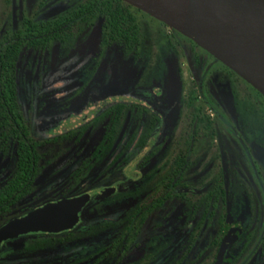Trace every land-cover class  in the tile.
I'll list each match as a JSON object with an SVG mask.
<instances>
[{
    "label": "flooded vegetation",
    "instance_id": "1",
    "mask_svg": "<svg viewBox=\"0 0 264 264\" xmlns=\"http://www.w3.org/2000/svg\"><path fill=\"white\" fill-rule=\"evenodd\" d=\"M102 2L0 0V198L7 203L0 226L48 202L88 195L71 229L7 240L0 264H264V96L159 22L172 33L168 45L176 63L167 89L105 95L100 85H74L78 95L69 97L68 79L88 60L129 55L139 44L137 19L145 14L124 3L126 18L117 23L114 0L108 9ZM131 16L138 41L128 50ZM91 32L94 44L84 41ZM52 57L64 59L46 61ZM121 95L129 102L117 101ZM118 105L125 121L119 132L129 142L122 168L144 152L140 175L155 155L166 170L149 186L141 176L116 177L122 168L115 171V164L108 171L107 163L94 164L93 177H83V159L101 135L96 129L83 151L92 122ZM76 112L89 119L83 115L67 130ZM74 171L76 182L70 178ZM105 189L111 192L105 195ZM104 199L109 203L102 206ZM97 209L104 214L93 215ZM89 229L94 235L84 239ZM42 235L72 239L46 252L99 243L90 258L19 255L22 243ZM105 246L108 256L100 257ZM9 248L15 254L4 256Z\"/></svg>",
    "mask_w": 264,
    "mask_h": 264
},
{
    "label": "water",
    "instance_id": "2",
    "mask_svg": "<svg viewBox=\"0 0 264 264\" xmlns=\"http://www.w3.org/2000/svg\"><path fill=\"white\" fill-rule=\"evenodd\" d=\"M119 1L189 39L264 96V0ZM87 200L84 194L48 202L8 221L0 226V247L18 236L71 229Z\"/></svg>",
    "mask_w": 264,
    "mask_h": 264
},
{
    "label": "rangeland",
    "instance_id": "3",
    "mask_svg": "<svg viewBox=\"0 0 264 264\" xmlns=\"http://www.w3.org/2000/svg\"><path fill=\"white\" fill-rule=\"evenodd\" d=\"M137 22L139 27V44L135 53L123 55L120 52H116L113 55L111 54L104 57L96 56L92 60H88L86 65L77 69V71H75L74 68L80 58L75 61L74 65H71L68 72H66L68 75L70 72L75 71L71 74L73 75L72 78L68 79V88L71 87V90H68L69 97L72 96L71 94H76L78 92L72 90V88L75 87L74 85H84L85 87H98L100 85L105 95L120 94L123 91L134 88L139 89L141 91L140 93L143 95H151L156 88L163 90L167 89L166 83L170 82L171 75L176 67L175 60L172 58L171 49L168 45V42L172 38V33L167 34L164 27L159 22L151 19L147 15L138 16ZM96 39L97 36L95 32H91L89 37L87 36L84 38V41H91L94 44ZM62 59H64V57H52L47 58L46 61L56 60L58 62ZM57 69H52V75L60 77V70ZM56 71L57 73H55ZM36 93L38 94L39 91L37 90ZM77 95L78 94H76V96ZM117 101L129 102V98L127 99L124 95H121L117 97ZM87 102L89 103L90 99H87ZM83 115H85L86 120L89 119V115L86 112H76L69 116L66 124L67 130L78 126L80 118ZM123 129H125L124 120H122L120 131ZM96 131L97 130L90 131L88 137L85 138V142L82 145V147H84V152L88 149V146L86 147L87 142H91L90 139ZM143 155H145L144 152L132 158L116 177L128 178L141 176L143 183L147 184V186L155 183L156 179L161 177L166 170L163 169L160 158L155 155L153 161L148 164L144 175H140L137 164L140 162ZM95 188L97 187L90 189L97 191ZM108 203V199H104L101 202L102 206L108 205ZM103 211V209L101 211L97 209L96 211H92L94 212L92 214L100 215ZM98 241H107V237L98 239ZM98 243L99 242L95 244L92 242H84L81 247L69 246L57 248L52 251L40 252L28 256L41 258L51 255H55L56 257L84 256L93 251Z\"/></svg>",
    "mask_w": 264,
    "mask_h": 264
},
{
    "label": "trees",
    "instance_id": "4",
    "mask_svg": "<svg viewBox=\"0 0 264 264\" xmlns=\"http://www.w3.org/2000/svg\"><path fill=\"white\" fill-rule=\"evenodd\" d=\"M114 2H115V6H114L115 21L117 23L120 21L123 24L124 19L126 18L124 7H128V6L119 0H114ZM102 3L104 4L103 7L105 9H108V4H109L108 0H103ZM132 10L135 9L132 8ZM107 12L108 11L106 10L104 15L105 21H107L109 18ZM130 31H131V38L130 41L127 43L128 50L133 48L134 44L138 41V29L135 22V18L133 16H131ZM122 112H123V107L118 105L116 106L114 113L113 112L111 113L110 111L103 112L99 114L96 117V119L92 122L94 124V126H92V129L93 130L101 129V135L99 139L96 141V144L94 145L92 150L83 159L84 178L93 177V174L90 175V173L94 171L92 168L94 164L107 163V165H105L104 168L105 171H108L109 168L115 164L114 170L118 171L128 160L129 153H127V147L129 145V142L124 140V137L119 132L122 124V120H121ZM86 129L87 126L84 128L83 131H86ZM171 172H169L166 178L169 179L171 177ZM78 177L79 175L76 171H74L72 175H70V178L75 182L77 181ZM68 186L71 187V184H69ZM6 204H7L6 201L0 198V209L3 208ZM98 225L105 226L107 225V222L105 221L99 223ZM93 235L94 233H92L91 229L83 233L84 239L92 237ZM70 242H72V239L70 237L61 240H56L49 236H43V235L36 236L34 239H30L22 243L21 246L19 247L18 253L20 256L27 257L28 255L45 252L49 249L55 248L57 246L66 245ZM101 251L102 253L100 257L106 258L108 256L107 247L106 246L103 247ZM15 252H16L15 249L12 248L6 249L4 251V256H13ZM92 256L93 254L89 253L84 257L90 258Z\"/></svg>",
    "mask_w": 264,
    "mask_h": 264
}]
</instances>
